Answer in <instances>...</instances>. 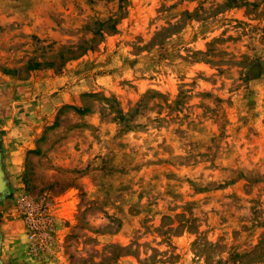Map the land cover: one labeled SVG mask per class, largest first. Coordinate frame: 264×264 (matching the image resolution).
Wrapping results in <instances>:
<instances>
[{
    "label": "rangeland",
    "instance_id": "obj_1",
    "mask_svg": "<svg viewBox=\"0 0 264 264\" xmlns=\"http://www.w3.org/2000/svg\"><path fill=\"white\" fill-rule=\"evenodd\" d=\"M0 165V264H264V0H0Z\"/></svg>",
    "mask_w": 264,
    "mask_h": 264
},
{
    "label": "trees",
    "instance_id": "obj_2",
    "mask_svg": "<svg viewBox=\"0 0 264 264\" xmlns=\"http://www.w3.org/2000/svg\"><path fill=\"white\" fill-rule=\"evenodd\" d=\"M120 8H122L121 4H120ZM115 25H116V19H113V18H108L107 20H104V21L94 20L92 22V24L86 26V29H88L91 33V37L88 38L87 40H83L81 43H79L77 45L69 46L67 49V51L69 52L67 59L76 58L79 55L83 54L85 51L93 49L94 44H95L96 40L98 39V37L102 38L105 33L115 31L116 30ZM63 54H64L63 52H60L58 54V56L63 58ZM30 64H32L31 66L33 68H36V66L39 65L36 62H32V63L30 62ZM95 95H96V93H87V94H84V97H86V96H88V97L92 96L93 97ZM104 99H105L104 105H106V106H103L101 108L104 111L108 110V112L112 116L111 117L112 120L118 121L122 125V129H125V130L130 129L132 125H130L129 122L133 121V119L135 118V116L138 113V107L139 106L141 107L142 105L138 104V105H136V108L134 110H132L129 114H124L122 112V110L118 107V104L115 102L114 98H112V97L106 98L105 97ZM144 106L145 105H143V107ZM64 107H66V105ZM62 108H60L59 112L61 111ZM89 110H90V108L88 105H85L83 108H77L76 109V111L80 114L88 112ZM55 124H57V123H55ZM115 224L116 225L114 228L111 227V228H113L114 232H116L117 229L119 228V224H118L117 220H116ZM106 232H109V231H106ZM114 248H116V251H117L112 256L114 261L117 260L119 257L128 254L127 251L123 252V247H121L119 245H115ZM100 264H106V262L100 263Z\"/></svg>",
    "mask_w": 264,
    "mask_h": 264
},
{
    "label": "water",
    "instance_id": "obj_3",
    "mask_svg": "<svg viewBox=\"0 0 264 264\" xmlns=\"http://www.w3.org/2000/svg\"><path fill=\"white\" fill-rule=\"evenodd\" d=\"M3 172L0 169V192H4L6 190L5 180L2 179Z\"/></svg>",
    "mask_w": 264,
    "mask_h": 264
},
{
    "label": "flooded vegetation",
    "instance_id": "obj_4",
    "mask_svg": "<svg viewBox=\"0 0 264 264\" xmlns=\"http://www.w3.org/2000/svg\"><path fill=\"white\" fill-rule=\"evenodd\" d=\"M0 169L2 170L1 165H0ZM2 179H3V180L5 179L4 175H2ZM5 187H6V190H5L4 192H0V199H1V198L5 195V193L7 192V183H6V181H5Z\"/></svg>",
    "mask_w": 264,
    "mask_h": 264
}]
</instances>
